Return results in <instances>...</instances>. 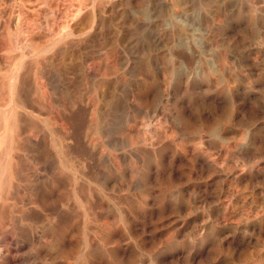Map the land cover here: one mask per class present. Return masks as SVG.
Segmentation results:
<instances>
[{
  "label": "rangeland",
  "instance_id": "obj_1",
  "mask_svg": "<svg viewBox=\"0 0 264 264\" xmlns=\"http://www.w3.org/2000/svg\"><path fill=\"white\" fill-rule=\"evenodd\" d=\"M234 1L0 0V264H264V0Z\"/></svg>",
  "mask_w": 264,
  "mask_h": 264
},
{
  "label": "bare ground",
  "instance_id": "obj_2",
  "mask_svg": "<svg viewBox=\"0 0 264 264\" xmlns=\"http://www.w3.org/2000/svg\"><path fill=\"white\" fill-rule=\"evenodd\" d=\"M119 2V1H118ZM213 2V1H212ZM239 2V1H238ZM237 2V3H238ZM249 1L247 0V3H248ZM112 3V2H111ZM217 3H218V10H219V19L221 20V22H223V18H225V11H226V0H217ZM236 3V4H237ZM228 4V3H227ZM235 1L234 0H230V4H229V8H230V11H232L234 8H235ZM251 5V4H250ZM239 6V5H238ZM244 8V7H243ZM115 9V8H114ZM235 10V9H234ZM243 10V9H242ZM249 10H250V8H249V5H247L246 6V14L248 15V12H249ZM227 12V11H226ZM235 12V11H234ZM98 13V12H97ZM245 13V12H244ZM243 13V14H244ZM215 14V13H214ZM233 14V13H232ZM231 14V15H232ZM251 14V13H250ZM101 15V14H100ZM234 15V14H233ZM151 18V17H150ZM245 18V17H244ZM250 18H251V16H250ZM98 19V18H97ZM231 19L233 20V17H231ZM243 19V18H242ZM219 20V21H220ZM237 21V20H236ZM220 22V23H221ZM225 22V21H224ZM241 22V21H240ZM248 22V21H247ZM87 24V23H86ZM242 27H243V25H242ZM94 28V27H93ZM88 29V28H87ZM92 29V28H91ZM222 29V28H221ZM256 29V28H255ZM233 30V29H232ZM96 31V30H95ZM85 32V31H84ZM90 32V31H89ZM233 32V31H232ZM261 34V33H260ZM89 36V35H88ZM87 36V37H88ZM222 36V35H221ZM224 36V35H223ZM80 38V37H79ZM231 38V37H230ZM224 40V39H223ZM222 40V41H223ZM257 40V39H256ZM219 41V40H218ZM241 41V40H240ZM254 41V40H253ZM221 42V41H220ZM219 42V43H220ZM252 42V41H251ZM256 42V41H255ZM233 43H234V41H233ZM242 43V42H241ZM248 43V42H247ZM254 43V42H253ZM256 44V43H255ZM220 45H222V44H220ZM224 45V44H223ZM257 45V44H256ZM259 45V44H258ZM233 46V45H232ZM236 46V45H235ZM245 46H246V44H245ZM231 47V46H230ZM231 48H233V47H231ZM100 49V48H99ZM222 52V51H221ZM230 52V51H229ZM232 52V51H231ZM245 52H246V54H245ZM251 52V51H250ZM196 53V52H195ZM223 53V52H222ZM222 53H220L219 54V56H218V64L219 65H221V63L223 64V62H222V56L224 55V53H223V55H222ZM248 53L249 52H247V50L246 49H244V54H245V56H246V58L248 57ZM236 54L237 53H235V50H234V52H232V54L230 55V57L229 58H231V59H233V60H235V56H236ZM252 55V54H251ZM213 56V55H212ZM215 56V55H214ZM255 56H256V54H255ZM253 57V56H252ZM242 58V57H241ZM228 59V58H227ZM252 59V58H251ZM255 59H256V57H255ZM198 60V59H197ZM196 60V61H197ZM213 60H214V58H213ZM242 60V59H241ZM249 60V59H248ZM253 61H254V58H253ZM215 62V61H214ZM234 62H236V61H234ZM239 62V61H238ZM241 62V61H240ZM248 62V61H247ZM250 62H251V60H250ZM217 63V62H216ZM246 63V62H245ZM88 64V63H87ZM237 64V63H236ZM242 64H243V62H242ZM248 64V63H247ZM115 66V65H114ZM218 66V65H217ZM89 67V66H88ZM123 67V66H122ZM221 67V66H220ZM222 67H223V65H222ZM221 67V68H222ZM239 67V66H238ZM219 68V67H218ZM224 68V67H223ZM241 69V68H240ZM222 71L223 70H221L220 69V73L222 74ZM231 71V70H230ZM90 72V71H89ZM206 72V71H205ZM247 72H249V71H247ZM187 74V73H186ZM190 74V73H189ZM188 76V75H187ZM217 78H219V77H217ZM228 79V78H227ZM226 79V80H227ZM247 79V78H246ZM184 81V80H183ZM243 82V81H242ZM224 83H226V82H224ZM230 83V82H229ZM228 83V84H229ZM247 83V82H246ZM226 85H227V83H226ZM245 85V84H244ZM248 85V84H247ZM249 88H250V86H249ZM255 88V87H254ZM253 88V89H254ZM237 89H239L240 91H242V92H245V88L244 87H242V86H238L237 87ZM201 90V89H200ZM234 90V89H233ZM253 94V93H252ZM165 95V94H164ZM240 95V94H239ZM242 95V94H241ZM165 96H167V95H165ZM237 97H238V95H236ZM251 96V95H250ZM256 96V95H255ZM252 97V96H251ZM258 97V96H257ZM237 99V98H236ZM250 99V98H249ZM248 99V100H249ZM252 99V98H251ZM233 100V99H232ZM238 100H240V99H238ZM242 100V99H241ZM256 100V99H255ZM250 102V101H249ZM257 103V102H256ZM259 103V102H258ZM258 103H257V105H258ZM242 104H244V103H242ZM251 104V103H250ZM245 105V104H244ZM253 106V105H252ZM217 107V106H216ZM240 111V110H239ZM159 114V113H158ZM238 115H240V114H238ZM153 116V115H152ZM239 117V116H238ZM260 122V121H259ZM263 123V122H262ZM233 124V123H232ZM235 124V123H234ZM241 124V123H240ZM254 125V124H253ZM257 125V124H256ZM247 126V125H246ZM143 127V126H142ZM234 125H233V128L232 129H234ZM244 128H245V126H243ZM248 127V126H247ZM250 127V126H249ZM163 128V127H162ZM236 128V127H235ZM239 128V127H238ZM240 128H242V127H240ZM252 128L253 127H251V130H252ZM217 129V128H216ZM226 129V128H225ZM231 129V130H232ZM241 130V129H240ZM199 131V130H198ZM203 131V130H202ZM233 131V130H232ZM142 132V131H141ZM147 132V131H146ZM218 132V131H217ZM245 132V131H244ZM251 132V131H250ZM222 133V132H221ZM225 133V132H224ZM239 133V132H238ZM29 134V133H28ZM158 134V133H157ZM205 134V133H204ZM223 134V133H222ZM233 134V133H232ZM236 134V133H235ZM221 135V134H220ZM237 135V134H236ZM31 136V135H30ZM145 136V135H144ZM143 136V137H144ZM224 136V135H223ZM243 136V135H242ZM146 137V136H145ZM244 137V136H243ZM35 138V137H34ZM188 138H190V137H188ZM201 138V134H197V135H195L194 136V140H199ZM210 138V137H209ZM208 138V139H209ZM215 138V137H214ZM223 138V137H222ZM245 138V137H244ZM249 138V137H248ZM247 139V138H246ZM143 140V139H142ZM247 141V140H246ZM144 143L143 144H145V141H143ZM245 142V141H244ZM235 143H237L236 141H235ZM241 143V142H240ZM238 144H239V142H238ZM248 144H250V142L248 143ZM142 145V144H141ZM244 145V144H243ZM18 146V145H17ZM143 146V145H142ZM149 146V145H148ZM152 146V145H151ZM239 146V145H238ZM242 146V145H241ZM19 147V146H18ZM100 148V147H99ZM121 148V147H120ZM148 148H150V147H148ZM246 149V148H245ZM124 151V150H123ZM122 152V151H121ZM121 152H119V153H121ZM129 152V151H128ZM6 153V152H5ZM122 154H126V153H122ZM50 155V154H49ZM190 155V154H189ZM123 156V155H122ZM126 156V155H125ZM188 157V156H187ZM23 158V157H22ZM194 158V157H193ZM12 161V160H11ZM81 162V161H80ZM86 162V161H85ZM13 163V162H12ZM49 164V163H48ZM101 167V166H100ZM203 167V166H202ZM170 168V167H169ZM27 169V168H26ZM98 171V170H97ZM32 172V171H31ZM17 173V172H16ZM15 173V174H16ZM101 174V173H100ZM20 175V174H19ZM231 175H232V173H231ZM32 177V176H31ZM5 178H6V176H5ZM45 178V177H44ZM54 178V177H53ZM228 178V177H227ZM233 178V177H232ZM231 179V178H230ZM130 182V181H129ZM107 186V185H106ZM127 187V186H126ZM11 188V187H10ZM119 188V187H118ZM188 194V193H187ZM120 195V194H119ZM86 196V195H85ZM96 199V198H95ZM68 219V218H67ZM97 219V218H96ZM70 223V222H69ZM48 231V230H47ZM63 251V250H62ZM57 252V251H56ZM58 253V252H57Z\"/></svg>",
  "mask_w": 264,
  "mask_h": 264
}]
</instances>
